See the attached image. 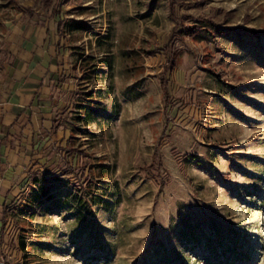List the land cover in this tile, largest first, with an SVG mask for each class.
Segmentation results:
<instances>
[{
	"label": "rangeland",
	"instance_id": "374dc122",
	"mask_svg": "<svg viewBox=\"0 0 264 264\" xmlns=\"http://www.w3.org/2000/svg\"><path fill=\"white\" fill-rule=\"evenodd\" d=\"M44 1L0 17L60 19L74 127L19 175L6 263L264 264V0Z\"/></svg>",
	"mask_w": 264,
	"mask_h": 264
},
{
	"label": "crops",
	"instance_id": "0c3cea01",
	"mask_svg": "<svg viewBox=\"0 0 264 264\" xmlns=\"http://www.w3.org/2000/svg\"><path fill=\"white\" fill-rule=\"evenodd\" d=\"M24 10L0 17V234L3 226L7 231L3 217L11 215L4 206L21 188L19 175L51 144L67 143L74 127L61 95L69 65L60 19L49 26L38 10Z\"/></svg>",
	"mask_w": 264,
	"mask_h": 264
},
{
	"label": "trees",
	"instance_id": "16d2710c",
	"mask_svg": "<svg viewBox=\"0 0 264 264\" xmlns=\"http://www.w3.org/2000/svg\"><path fill=\"white\" fill-rule=\"evenodd\" d=\"M43 3H44V5H45L46 7H49V6L52 5V0H45ZM53 12H54V10H53ZM28 13H29L30 15H33V14H34V12H33L32 10H28ZM207 24H209V25H214V22H213V20H212L210 17H198V18L195 20V24H194V25H191V26H188L186 29H187L189 35H191L192 37H195V36L197 35L198 31H199V30H202L203 27H204L205 25H207ZM249 33H254V34L257 35V32L254 31V30H250ZM82 55H83V54H82ZM88 59H89L88 56H86V57H84V58H83V56H82L81 64H85V63L87 62ZM176 65H177V58H176L175 55H173V56H172V59H170V60L166 63V67H167L166 71H167V70H168V71H172V70H174V69L176 68ZM162 88H163V90H164L165 93H166V99H167V98L169 97V89H168V83H167V81H166L165 79L162 81ZM153 168H154V165H153V164H151V165H149V166H145V170H148V171H151ZM37 198H38V197H37ZM37 201H38V199H36V197H35V198H32V200H30V201H29L28 203H26L25 205H30V206H31V205L37 203ZM23 208H24V206H23ZM9 210H10V209H9L8 207L5 208V206H4V214H5V215L7 214L6 212H8ZM23 245H24V243H23Z\"/></svg>",
	"mask_w": 264,
	"mask_h": 264
},
{
	"label": "built area",
	"instance_id": "2783aa9c",
	"mask_svg": "<svg viewBox=\"0 0 264 264\" xmlns=\"http://www.w3.org/2000/svg\"><path fill=\"white\" fill-rule=\"evenodd\" d=\"M0 264H7L2 254H0Z\"/></svg>",
	"mask_w": 264,
	"mask_h": 264
}]
</instances>
